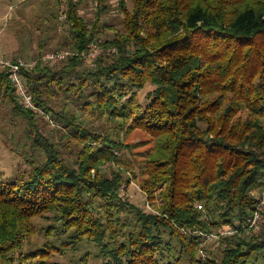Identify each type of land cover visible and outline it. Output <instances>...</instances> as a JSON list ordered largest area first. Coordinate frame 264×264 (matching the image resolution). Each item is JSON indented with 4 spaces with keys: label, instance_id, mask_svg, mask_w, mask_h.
Returning a JSON list of instances; mask_svg holds the SVG:
<instances>
[{
    "label": "trees",
    "instance_id": "16d2710c",
    "mask_svg": "<svg viewBox=\"0 0 264 264\" xmlns=\"http://www.w3.org/2000/svg\"><path fill=\"white\" fill-rule=\"evenodd\" d=\"M94 1L89 23L81 1L66 0L67 35L55 51L82 56L97 42L112 3ZM125 1L117 5L125 33L99 43L94 66L72 56L24 72L65 147H76L71 159L38 131L37 115L0 72V101L25 119L26 144L43 153L39 163L26 159L28 173L0 177V264H54L52 256L71 260L84 247L83 263L96 249L103 264H196L198 240L179 229L242 223L264 192V0H132V10ZM65 95L93 126L70 106L55 109ZM135 131L150 143L136 152L139 174L122 157L134 154ZM134 180L148 202L160 201L157 212L122 196ZM38 232L44 242L24 252ZM209 249L217 253L206 264H264V223Z\"/></svg>",
    "mask_w": 264,
    "mask_h": 264
},
{
    "label": "rangeland",
    "instance_id": "374dc122",
    "mask_svg": "<svg viewBox=\"0 0 264 264\" xmlns=\"http://www.w3.org/2000/svg\"><path fill=\"white\" fill-rule=\"evenodd\" d=\"M81 8L80 15L84 17L86 21L92 23L96 13V7L91 3V0H80ZM111 1V11L102 16L101 30L102 33L97 39L99 44L104 40H111L118 34L125 33L123 25V15L118 9V0ZM66 0H0V56L7 58L18 59H31L38 55L40 46L43 48V53L55 51L58 48L60 42V35L65 34L66 26L64 21L59 20L61 14H65ZM117 6V7H116ZM125 6L129 10L133 8V1L126 0ZM56 15V17L54 16ZM54 17V21L53 18ZM53 22V24H52ZM56 27L57 33L53 27ZM61 27L62 30H58ZM100 46V45H99ZM101 47V46H100ZM70 49V48H69ZM152 89L151 86L146 85L144 91L138 93L137 99L140 102L145 101L144 95ZM66 95L59 98V100L53 103L56 110L60 111L63 106H70L73 113L79 114L81 121L87 127L93 126L90 120H86L82 112L78 110L77 102H72ZM19 104V103H18ZM20 105V104H19ZM43 110V109H42ZM49 117V120H45L43 116L38 115L37 125L40 133L53 143L60 145V151L63 157L71 159L76 151V147L73 148V152L70 148L65 147V142L61 139L60 133H58L57 125L53 122L51 116L44 111ZM96 128L105 129V126L94 123ZM27 123L21 116L13 113V105L9 102L0 101V177L2 179H16L21 174L29 172V164L26 159H31V156L36 158V162L42 161V152L37 150L33 151L27 144L26 134ZM128 142L134 145L132 155L131 153L124 152L122 156L124 159L131 161L136 174H139V154L136 152H145L150 146L148 136H145L139 131H135L133 135L128 138ZM27 143V144H26ZM39 154V155H38ZM38 155V157H37ZM136 158V162H135ZM38 160V161H37ZM122 196L130 199L135 206L142 207L148 211L157 212L158 204L160 201H156L154 204L148 202L145 194L140 189V183L135 180L130 185H124L122 190ZM39 228L44 227L47 224L44 220L36 221ZM34 239V244L25 246L23 251L27 252L29 249L36 245H41L44 242V236L38 232ZM176 244V242H173ZM215 248V247H213ZM86 247L82 248L71 260L69 256L62 257L54 255L50 259V263L54 264H103V260L100 257H96L95 250H91L92 254L89 259L83 263L82 254L86 253ZM93 249V248H92ZM207 251L217 253L216 249L213 251ZM218 257V255H216ZM82 259V260H81ZM39 260H35L38 262ZM186 261H182L184 264ZM13 264H21L20 261ZM23 264H31L26 262Z\"/></svg>",
    "mask_w": 264,
    "mask_h": 264
},
{
    "label": "built area",
    "instance_id": "2783aa9c",
    "mask_svg": "<svg viewBox=\"0 0 264 264\" xmlns=\"http://www.w3.org/2000/svg\"><path fill=\"white\" fill-rule=\"evenodd\" d=\"M94 0L91 3L94 4ZM66 15L61 14L59 20L65 21ZM58 30H62L61 27ZM88 51L80 56L73 50L60 49L57 51L47 52L39 55L36 58L31 59H12L4 56H0V72H4L9 78L11 86L14 88L18 103L20 106L30 111L35 115H41L47 121L49 117L44 113V111L36 105L33 96L28 90L27 85L24 82V72L31 71L37 66H47L62 63L67 61L70 57L78 56L83 57L85 63L88 66H94L95 60L102 52V47L99 46L97 42H92L88 47ZM115 52V50L113 51ZM199 209L204 208L201 205L197 206ZM264 223V192L260 194L257 199V204L255 205L252 213L244 220V222L239 223L238 221L232 222L231 224H225L218 228L216 232L214 231H201V230H191L186 231L184 229H179V231L187 237L193 236L198 240V251H197V263L196 264H206L208 262L209 253L207 247L217 242L221 238L231 237L239 234H253L257 233L261 225Z\"/></svg>",
    "mask_w": 264,
    "mask_h": 264
}]
</instances>
